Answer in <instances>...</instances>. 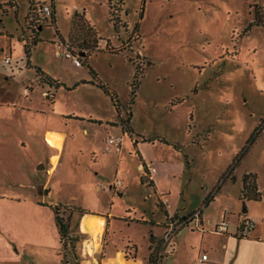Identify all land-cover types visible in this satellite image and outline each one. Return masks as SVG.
I'll use <instances>...</instances> for the list:
<instances>
[{"label":"rangeland","instance_id":"374dc122","mask_svg":"<svg viewBox=\"0 0 264 264\" xmlns=\"http://www.w3.org/2000/svg\"><path fill=\"white\" fill-rule=\"evenodd\" d=\"M31 1L0 0L1 194L33 199V183L51 177L49 209L62 202L159 221L164 212L158 195L141 179L148 172L139 165L146 161L158 170L157 185L174 214L190 206L204 209L203 197L226 179L224 196L206 210L216 217L223 206L234 205L229 216L234 225L236 209L246 205L236 196L249 172L258 174L263 193L254 207L264 210V0H55L56 23L44 15L38 22ZM39 1L44 0H34ZM76 14L79 25L72 30ZM258 17L263 23L247 30ZM35 35L39 39L29 64L25 44ZM66 49L85 64L76 66ZM87 62L118 97L121 112L111 94L96 84L56 89L38 80L36 66L53 76L54 70L61 81L89 82L93 74ZM137 65L140 86L131 103ZM130 109L132 135L122 124ZM51 127L67 130L69 159L51 176L34 174L38 147L42 151L45 130ZM111 137L123 138L121 151L108 148ZM118 180L125 183L122 190L113 186ZM79 215H71V232L78 240L75 248L62 249L64 264H101L109 235L99 239L100 231L95 238L81 232ZM151 225L114 221L115 240L131 236L139 257L147 259ZM154 229L162 232L161 226ZM188 243L181 257L194 253ZM59 249L49 239L22 247L21 255L10 248L16 256L8 254L0 264H62ZM171 250L165 264H173Z\"/></svg>","mask_w":264,"mask_h":264},{"label":"crops","instance_id":"0c3cea01","mask_svg":"<svg viewBox=\"0 0 264 264\" xmlns=\"http://www.w3.org/2000/svg\"><path fill=\"white\" fill-rule=\"evenodd\" d=\"M51 71L54 76H57L55 75L54 70ZM57 77L54 78L61 81V78ZM70 79H72V77ZM88 80L89 78L76 80L71 83H69L68 80H63L61 82L66 84L68 87H72L75 83L87 81L85 83H80L79 85L88 86L91 85ZM65 113L77 115L78 117L94 119L92 115H85L84 113L76 114L72 111H67ZM95 120L99 119L95 118ZM109 122L110 121H108V123ZM113 123H116V121H113ZM44 134V140L47 142L43 143L42 151L40 150L41 147H38L39 155L34 160L33 172L34 174H36V172L40 174L41 171H46L51 176V174L53 175L56 173L58 168L69 159L70 152H67L68 143H66L69 134L67 130L56 127L47 128ZM50 136L63 140L60 148L51 146L48 143ZM118 151H121V149ZM56 157L57 161L56 164H54L52 159ZM145 163L147 162L145 161ZM142 165L143 164H140L139 168H142ZM156 172H158L157 169L154 173H150L149 179L153 180L154 184L151 186L158 195V206L164 212V216L159 221L130 215V210L127 215L122 216H118L111 210L107 212L86 210L87 213L79 215V230L83 233H90L92 238H95L97 228L99 229L102 221H104L102 233L104 235L108 234L109 238L102 246L104 253L101 264H149L150 254L147 259L139 257L138 245L135 240L131 238V236L128 235L127 239L123 237L121 242H117L115 240L114 234H116V230L113 229V224L114 221H121V219L128 221L129 224L131 221L151 222V227H153L151 228V240L153 239L155 241L154 247L158 245L161 249L160 251L163 252L160 264H165L164 255L166 251H168L169 246L172 247V250L168 252V254H172L170 259L173 264H264V210L262 208V210L258 211L254 207L255 205L260 204V201L246 200L245 202H241L246 205L241 211L239 208H237L238 210L236 209V211H238V215L236 216L235 221H237L234 225L232 218L229 217L235 209V206L232 204L231 206H223L216 217L207 214L206 209L210 208L212 204L218 203L222 199V196H224L223 184L226 182V179L223 181L220 179L218 182L220 185L218 187L215 186L212 190L208 191L201 200L205 206V210L202 209L200 224H197L196 221H190L187 224H184L178 229L167 247H165L164 235L168 219L171 217H181L189 214L197 210L200 206H190L191 208L188 206L189 210L186 212L172 213L162 198L164 193L159 190L157 185L158 178L155 175ZM50 178L51 177H48L43 182L40 181L33 183V190L37 191L34 195L35 198L33 199L18 196H7L0 193V246L2 247V251H0V258H4L8 256V254L15 255L14 253L7 251L10 248L15 249V251L18 252V255H21L23 251L22 247H26L30 244L46 243L49 239L50 244L54 245L56 243L57 246H59V250L61 252L58 255L61 258V263H65L62 253L63 244L61 242L59 227L57 225L54 210V206L58 203L56 202L55 204H51V209L47 208V195L50 193L48 188L51 181ZM115 183L116 181L113 186ZM124 184L120 190L124 188ZM96 188H98V186ZM242 188L243 181L239 191V196L236 197L240 198ZM38 195L42 198H39ZM208 197H212V199L206 204V199ZM183 211H185V209ZM224 216L229 223L228 231L225 233L216 232L215 228ZM49 219L51 221L50 224H48ZM248 219L253 220L255 223L254 228L250 231H246L245 229V221ZM154 226H161L162 232L157 234ZM47 230H49L48 233ZM188 241L190 242L188 243ZM186 243H188L189 248L194 252L191 257H181L180 255L181 249L184 245H187ZM20 245H22V247ZM204 253L208 255V260L200 261V258ZM94 257H96V255H94Z\"/></svg>","mask_w":264,"mask_h":264},{"label":"trees","instance_id":"16d2710c","mask_svg":"<svg viewBox=\"0 0 264 264\" xmlns=\"http://www.w3.org/2000/svg\"><path fill=\"white\" fill-rule=\"evenodd\" d=\"M40 2V1H39ZM35 3L34 0L31 1V10L33 11V15L38 17V22L41 21L43 19V15L41 13L38 12L37 10V6L38 5H43V4H48L47 2L42 1L40 3ZM111 4V3H110ZM51 8H52V14L50 16H45L44 18L46 20H48V18H51V22L52 23H56V7H55V0H52V3L50 4ZM111 6V10H112V4ZM113 13V18H115L116 14ZM78 14V13H77ZM77 14L75 15V18L73 19V29L77 28V25H79V23H77L78 21H76L75 19H77ZM80 16V15H79ZM35 17H33L34 19ZM77 23V24H76ZM263 23V20L261 18H257V20H255L253 23H251L247 30H250L253 26L257 25H261ZM117 27V24L115 25ZM57 29V33L60 35L59 29ZM93 30V29H92ZM72 35V34H71ZM71 35H70V39H71ZM38 35H35L34 38L32 39L31 42L27 41V43L25 44V51L27 54V58H28V63H31V56H32V49L34 47L35 44H37L38 42ZM66 44V46L69 45V43L67 44V42H64ZM111 51V50H110ZM88 63V62H87ZM85 64L84 61H82V65ZM88 68L90 69L91 73L93 74V78L89 81L90 83L96 84L97 86L103 88L107 93L111 94V97L117 107V110L119 112H121V103L119 102L118 97L113 94L110 90V88L104 83L102 82L99 77H98V73L90 66V64H87ZM141 72L140 66L137 65L136 66V73L134 76V80L132 83V101L131 103H134L136 95H137V89L140 86V79H139V73ZM36 73H37V77L38 80L42 83H46L49 84L51 87H54L56 89L60 88V87H65L67 89H74L76 88L80 83H85L87 81H81L80 83H75L72 87H68L66 84H64L63 82L59 81L58 79L54 78L51 74H49L47 71H45L44 69H42L39 66H36ZM132 117H133V112L130 109L129 111V115L126 119H122V124H123V128L125 132H128L129 134L132 135V133H134V129L131 125V121H132ZM144 140H149L147 138H145ZM150 140H154V139H150ZM164 140V139H163ZM138 139H136L135 144H137ZM175 147H178V145L176 143L173 144ZM249 148V145H247L246 147H244L242 149V152L239 153V155H243ZM238 155V156H239ZM237 156V157H238ZM240 159H238L239 161ZM236 161V162H238ZM144 164V170H146V172H148L147 174H143L141 179L143 182L149 184V185H153V180L148 178V174L149 171L147 169V163H143ZM235 164V163H234ZM236 165H233L232 167H230V169H234ZM241 200H243L244 202L246 200H255V201H261L263 199V193L260 190L259 184H258V174L255 172H249V173H245L243 176V188H242V192H241V196H240ZM212 199V197H208L206 199V204ZM54 210H55V214H56V221H57V225L59 227V232H60V238H61V242L63 244V248L70 245L71 247L75 248V244L78 240L77 237H75V235L71 232V215L73 212H79L80 214H84L87 213L86 210L84 209H79L77 207H72V206H67L64 205L62 203H58L54 206ZM65 211H70V215L66 216L65 215ZM202 212V209H201ZM155 241L152 239L151 240V245H150V258H149V264H153L156 259L159 257L160 254V247L157 245L156 247H154ZM163 257V254L160 257V261L161 258ZM63 260L65 262V258L63 257ZM160 264V262H159Z\"/></svg>","mask_w":264,"mask_h":264},{"label":"built area","instance_id":"2783aa9c","mask_svg":"<svg viewBox=\"0 0 264 264\" xmlns=\"http://www.w3.org/2000/svg\"><path fill=\"white\" fill-rule=\"evenodd\" d=\"M37 10L39 13L45 16H50L52 14V8L50 4H43L38 5ZM65 56L70 59L76 66H82V61L80 60V57L78 55H75L70 50L66 49ZM7 62H11V58L8 57L6 59ZM122 137H111L109 138V147L116 146V149L119 150L121 147ZM142 168L144 169V164L142 165ZM147 169L149 173H154L156 171V167L151 163L147 164ZM123 180H118L117 183H115L114 187H121L123 186ZM201 209H197L189 214H186L182 217H171L168 219V222L166 224V232L164 235V245L167 247V245L171 242V239L174 237L178 229L183 226L184 224H187L190 221H196L197 224H200V218H201ZM255 226V223L253 220L248 219L245 221V229L246 231H250ZM229 223L224 216L222 220L217 224L215 231L220 233H225L228 231ZM163 254V252H160L159 257L156 259V261L153 264H159L160 257ZM208 255L204 253L200 261H207Z\"/></svg>","mask_w":264,"mask_h":264},{"label":"bare ground","instance_id":"6f19581e","mask_svg":"<svg viewBox=\"0 0 264 264\" xmlns=\"http://www.w3.org/2000/svg\"><path fill=\"white\" fill-rule=\"evenodd\" d=\"M48 143L51 145V146H54V147H57V148H60L61 147V144L63 143V140L62 139H60V138H56V137H54V136H50L49 137V141H48ZM56 149V148H55ZM54 149V150H55ZM53 160V163L54 164H56V161H57V157L56 158H53L52 159ZM103 226H104V221H102V223H101V225H100V228L97 230L99 233H98V235L96 236L97 238L100 236L101 237V235H102V231H103ZM99 237V238H100Z\"/></svg>","mask_w":264,"mask_h":264}]
</instances>
